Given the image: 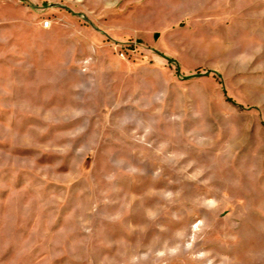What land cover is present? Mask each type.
<instances>
[{
    "label": "rangeland",
    "instance_id": "rangeland-1",
    "mask_svg": "<svg viewBox=\"0 0 264 264\" xmlns=\"http://www.w3.org/2000/svg\"><path fill=\"white\" fill-rule=\"evenodd\" d=\"M0 164L58 264H264V0H0Z\"/></svg>",
    "mask_w": 264,
    "mask_h": 264
},
{
    "label": "crops",
    "instance_id": "crops-1",
    "mask_svg": "<svg viewBox=\"0 0 264 264\" xmlns=\"http://www.w3.org/2000/svg\"><path fill=\"white\" fill-rule=\"evenodd\" d=\"M35 200L34 208L32 174L0 164V264H34V254L37 264L44 259L46 264H58V201ZM44 244L51 250L42 257L38 250Z\"/></svg>",
    "mask_w": 264,
    "mask_h": 264
},
{
    "label": "built area",
    "instance_id": "built-area-1",
    "mask_svg": "<svg viewBox=\"0 0 264 264\" xmlns=\"http://www.w3.org/2000/svg\"><path fill=\"white\" fill-rule=\"evenodd\" d=\"M42 26L43 28H49L51 26V21L49 19L45 20L43 23H42Z\"/></svg>",
    "mask_w": 264,
    "mask_h": 264
}]
</instances>
